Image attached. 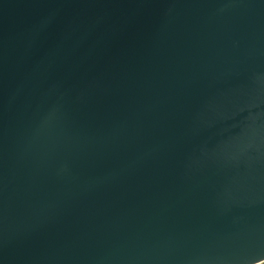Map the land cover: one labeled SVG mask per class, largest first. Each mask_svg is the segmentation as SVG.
<instances>
[{
	"label": "water",
	"instance_id": "water-1",
	"mask_svg": "<svg viewBox=\"0 0 264 264\" xmlns=\"http://www.w3.org/2000/svg\"><path fill=\"white\" fill-rule=\"evenodd\" d=\"M264 0H0V264H262Z\"/></svg>",
	"mask_w": 264,
	"mask_h": 264
},
{
	"label": "crops",
	"instance_id": "crops-1",
	"mask_svg": "<svg viewBox=\"0 0 264 264\" xmlns=\"http://www.w3.org/2000/svg\"><path fill=\"white\" fill-rule=\"evenodd\" d=\"M262 264H264V262Z\"/></svg>",
	"mask_w": 264,
	"mask_h": 264
}]
</instances>
